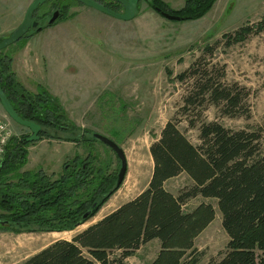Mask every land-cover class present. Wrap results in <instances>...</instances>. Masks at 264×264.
Listing matches in <instances>:
<instances>
[{"label": "rangeland", "instance_id": "1", "mask_svg": "<svg viewBox=\"0 0 264 264\" xmlns=\"http://www.w3.org/2000/svg\"><path fill=\"white\" fill-rule=\"evenodd\" d=\"M71 1L51 0L40 5L37 11L67 4L70 9L54 25L47 27L45 23L41 32L0 54L13 56L28 46L22 54L25 60L18 65L19 81L30 94L37 95L39 87L46 89L59 100L71 121L72 135L61 134L62 141L46 137L28 146V163L20 173L43 171L57 178L77 155L83 165L91 162L92 157L86 159L94 154L97 161L93 166L108 164L117 180L121 161L116 154L100 142L82 140L100 134L124 151L127 174L96 216L74 231L16 234L0 230V264H19L57 240H71L148 188L153 173L151 145L183 105L186 86L177 77L199 59L227 84H238L248 93L238 117L224 116L211 106L204 113L208 121H219L233 130H259L264 136V31L232 46L224 37L264 19V0H218L204 17L191 21L168 20L144 0L136 17L128 22ZM162 1L167 7H161L170 13L186 4V0ZM32 2L0 0V30H7L0 33V42L18 29ZM23 4L25 8H21ZM208 46L214 47L212 55L206 53ZM0 113L10 119L14 138L32 135L28 128L15 123L1 104ZM180 129L192 143L199 144L197 130L188 129L186 123ZM116 133L120 138L113 135ZM54 134L52 131L48 135ZM190 185L182 175L170 180L166 188L178 196ZM201 203H211L217 212L215 221L196 241L198 264H210L225 251L229 238L216 201L198 197L189 201L185 210L191 211ZM159 250L158 241L149 243L127 264H150Z\"/></svg>", "mask_w": 264, "mask_h": 264}, {"label": "trees", "instance_id": "2", "mask_svg": "<svg viewBox=\"0 0 264 264\" xmlns=\"http://www.w3.org/2000/svg\"><path fill=\"white\" fill-rule=\"evenodd\" d=\"M217 1L186 0L185 7L172 14L182 21L198 20ZM147 2L153 9L167 7L162 0ZM263 31L264 19L224 37L232 46ZM27 38L31 37L27 34L21 41ZM213 50L208 46L206 53L212 55ZM177 81L186 86L183 105L151 145L153 173L148 188L71 240H57L19 264H127L154 241L160 250L150 264H198L196 241L217 215L211 203L186 211L185 205L198 197L217 202L229 238L225 251L210 264H264V136L259 130L226 128L219 121H208L204 114L215 106L224 116L238 117L248 93L238 84H227L203 59ZM0 85L22 119L41 126V139L62 141L61 134L72 135L71 121L59 100L43 87L37 95L28 93L13 71L12 56H0ZM182 123L198 131V145L181 131ZM52 131L55 134L49 137ZM25 140H11L0 166V221L9 222L0 230L16 234L74 231L95 217L122 186L117 187V176L110 174L108 164L93 166L94 154L83 165L77 155L57 178L43 171L20 173L27 166L32 144ZM82 140L99 142L94 135ZM182 175L191 185L176 196L166 184ZM89 211L91 216L84 219Z\"/></svg>", "mask_w": 264, "mask_h": 264}, {"label": "water", "instance_id": "3", "mask_svg": "<svg viewBox=\"0 0 264 264\" xmlns=\"http://www.w3.org/2000/svg\"><path fill=\"white\" fill-rule=\"evenodd\" d=\"M47 1H51V0H35L33 2V4L27 10L25 18L22 24L19 26V28L10 37L3 39L0 42V52L20 42L29 33L30 29L36 28L38 26L37 23L33 22V15L37 11L39 6L46 3ZM73 1H76L86 7L94 8L97 11L103 14H106L108 16H111L115 19H119V20L126 21V22L131 21L136 17L138 5L140 2V0H118V2L122 3V5L124 6L125 12L117 13L116 11H113L99 4L98 2L94 0H73ZM162 16L172 21H182L183 20L182 17L171 15L168 13H162ZM57 18H58V15L57 14L54 15V17L50 21V24H53L57 20ZM0 103L4 111L15 123L28 128L32 132V135L26 138L25 140L27 143H35L41 140V137H40V133L42 131L41 126L35 122L25 121L18 115V113L14 109L10 99L4 92L1 85H0ZM94 138L98 140L100 143L110 148L116 154L117 158L121 161V170H120V173L118 174V179H117V187H120L124 182V179L127 174V169H128L127 158H126L124 151L119 147V145L116 142H114L113 140L103 135L94 134ZM96 205L97 204H95L93 207L95 208ZM91 213L92 211L87 212L84 215V219H88L91 216ZM6 226H9L8 221H0V228L6 227Z\"/></svg>", "mask_w": 264, "mask_h": 264}, {"label": "flooded vegetation", "instance_id": "4", "mask_svg": "<svg viewBox=\"0 0 264 264\" xmlns=\"http://www.w3.org/2000/svg\"><path fill=\"white\" fill-rule=\"evenodd\" d=\"M96 2H98L99 4L113 10L116 11L117 13H124L125 9L124 6L122 5V3L118 2V0H94ZM73 3V1H71ZM141 3V0L139 2V5ZM138 5V6H139ZM70 6L69 4L67 5H60V6H52L49 7L47 9L44 10H38L34 13L33 15V22L37 23L38 26L36 28H32L30 29L29 33H28V37H32V35H34L35 33H39L43 30V25L45 23L48 22L47 27L54 25L55 23H57L60 19H62L63 15H64V11L66 10V7ZM84 6V5H83ZM160 12L159 13H168L173 15L172 13H170L169 11H165L163 8L159 7L157 8ZM170 10V9H168ZM58 15L57 20L53 23L50 24V21L52 20V18L54 17V15ZM181 17V16H179Z\"/></svg>", "mask_w": 264, "mask_h": 264}, {"label": "built area", "instance_id": "5", "mask_svg": "<svg viewBox=\"0 0 264 264\" xmlns=\"http://www.w3.org/2000/svg\"><path fill=\"white\" fill-rule=\"evenodd\" d=\"M13 138L14 132L10 119L0 113V166L5 161L8 145Z\"/></svg>", "mask_w": 264, "mask_h": 264}, {"label": "crops", "instance_id": "6", "mask_svg": "<svg viewBox=\"0 0 264 264\" xmlns=\"http://www.w3.org/2000/svg\"><path fill=\"white\" fill-rule=\"evenodd\" d=\"M35 1V0H34ZM33 3V2H32ZM31 3V4H32ZM31 4L27 7V9L26 10H28L29 9V7L31 6ZM24 6H21V8H25L26 7V5L25 4H23ZM25 10V11H26ZM21 13V12H20ZM26 13H27V11H26ZM26 15V14H25ZM0 16H1V13H0ZM25 18V17H24ZM24 20V19H23ZM23 22V21H22ZM22 24V23H21ZM19 28V27H18ZM5 33V32H7V30H0V33ZM2 34H0V36H1ZM3 36V35H2ZM28 45V44H27ZM27 47L28 46H25L23 49H24V51L27 49ZM22 51V50H21ZM21 51L20 52H18V53H16L15 55H13L12 57H13V71L16 73V75L18 76V78L20 79V76H21V74H20V71H19V67H18V65L20 64V60H22V62L25 60L24 58H22V54H23V52L21 53ZM21 81V80H20ZM1 104V103H0ZM2 106V105H1ZM3 108V107H2ZM4 110V109H3ZM41 142V141H40ZM43 143V142H42Z\"/></svg>", "mask_w": 264, "mask_h": 264}, {"label": "bare ground", "instance_id": "7", "mask_svg": "<svg viewBox=\"0 0 264 264\" xmlns=\"http://www.w3.org/2000/svg\"><path fill=\"white\" fill-rule=\"evenodd\" d=\"M52 236H55L54 234ZM22 241V240H21ZM30 243V242H29ZM28 244V243H27ZM14 246V245H13ZM16 246V245H15ZM23 246H25V244H23ZM21 247V246H20ZM22 248V247H21ZM18 251V250H17Z\"/></svg>", "mask_w": 264, "mask_h": 264}]
</instances>
